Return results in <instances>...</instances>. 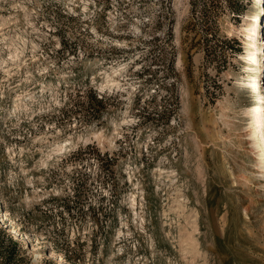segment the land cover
<instances>
[{
    "label": "rangeland",
    "instance_id": "rangeland-1",
    "mask_svg": "<svg viewBox=\"0 0 264 264\" xmlns=\"http://www.w3.org/2000/svg\"><path fill=\"white\" fill-rule=\"evenodd\" d=\"M209 1L0 0V264H264V0Z\"/></svg>",
    "mask_w": 264,
    "mask_h": 264
},
{
    "label": "bare ground",
    "instance_id": "bare-ground-1",
    "mask_svg": "<svg viewBox=\"0 0 264 264\" xmlns=\"http://www.w3.org/2000/svg\"><path fill=\"white\" fill-rule=\"evenodd\" d=\"M261 1L262 0H253V4H254L253 7H255V8H257L256 6L260 7V3H262ZM250 15H251V17H250L251 22L249 23V26H248V30H249L248 45L251 48L254 47L255 54H253L252 56L257 58V60L255 61V62H258L257 66L255 65L256 71L260 72L262 70V69L260 70V67L264 66V58H262V56L264 55V47L257 44L258 41H260L262 43V39H260V37H259L260 31L258 28V24H259L260 19L258 18V14H257L255 9L251 11ZM261 38H262V35H261ZM246 45H247V43H246ZM247 48H248V46H247ZM247 48H246V51H247ZM257 49L259 51V54L256 53ZM249 54H251V52ZM260 54L262 56H260ZM107 76H110V74L107 73ZM255 76L257 77L258 75H255ZM249 79H252V78H249ZM253 79L254 80H252L253 81V85H252L253 88L252 89H253V91L256 92L257 100L255 103L251 104L246 109V112H247L246 116H248L247 130H248V134L251 138V140H250L252 143L251 145H254V148H255V146L258 147V150L256 151L255 158H254L256 165L258 167H261L262 168L261 171L264 172V84H263V81L261 79H258V80H255V78H253ZM252 86H250V87H252ZM16 93L18 95H20L21 92H16ZM260 150H261V152H260ZM4 219H6V215L0 209V221L4 220ZM6 227L11 228V230L8 229L10 234H13V233L16 234L17 233V228L15 225L8 224V225H6ZM54 254L55 253L52 250L49 253L50 256H54Z\"/></svg>",
    "mask_w": 264,
    "mask_h": 264
},
{
    "label": "trees",
    "instance_id": "trees-1",
    "mask_svg": "<svg viewBox=\"0 0 264 264\" xmlns=\"http://www.w3.org/2000/svg\"><path fill=\"white\" fill-rule=\"evenodd\" d=\"M219 0H210L209 1V8L210 9H215L218 4H219ZM203 22L205 23V29L208 30L210 29V26L208 25V21H207V15L205 16V18L203 19ZM233 44L230 45V49L233 48L232 47ZM15 256L14 251H6L3 252V262L1 264H10L11 259H13V257Z\"/></svg>",
    "mask_w": 264,
    "mask_h": 264
}]
</instances>
